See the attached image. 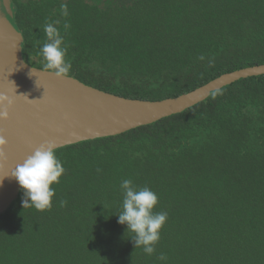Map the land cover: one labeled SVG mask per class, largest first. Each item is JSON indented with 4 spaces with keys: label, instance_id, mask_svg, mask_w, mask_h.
Segmentation results:
<instances>
[{
    "label": "trees",
    "instance_id": "1",
    "mask_svg": "<svg viewBox=\"0 0 264 264\" xmlns=\"http://www.w3.org/2000/svg\"><path fill=\"white\" fill-rule=\"evenodd\" d=\"M12 3L28 65L43 67L42 27L59 19L68 77L128 99L176 98L264 65V0H138L105 11L71 0L67 17L58 0ZM56 155L66 171L52 208L24 209L21 190L0 214V264H264V75ZM124 179L149 187L154 211L168 213L152 255L119 223Z\"/></svg>",
    "mask_w": 264,
    "mask_h": 264
},
{
    "label": "water",
    "instance_id": "2",
    "mask_svg": "<svg viewBox=\"0 0 264 264\" xmlns=\"http://www.w3.org/2000/svg\"><path fill=\"white\" fill-rule=\"evenodd\" d=\"M22 51L23 39L13 23L10 5L0 0V93L15 99L10 119H0V134L8 140V159L0 167V176H4L0 182V214L22 190L9 174L41 143L53 141L57 150L118 136L181 114L240 80L264 75V65L245 68L190 93L153 102L113 95L72 77L59 78L28 65Z\"/></svg>",
    "mask_w": 264,
    "mask_h": 264
},
{
    "label": "clouds",
    "instance_id": "3",
    "mask_svg": "<svg viewBox=\"0 0 264 264\" xmlns=\"http://www.w3.org/2000/svg\"><path fill=\"white\" fill-rule=\"evenodd\" d=\"M59 11L61 16L67 17L69 15L67 3L61 4ZM60 23L61 21L57 19L43 25L45 40L37 55L42 58V71L64 78L69 76L72 64L66 59L67 46H64L60 30L55 26ZM63 26L68 29L71 25L69 22H64ZM14 104L13 96L0 93V109H2L0 119H10V108ZM7 146L8 140L0 134V167H3L8 159L5 151ZM56 147L53 141L41 143L9 174L19 182L24 191L22 200L24 209L34 207L38 211H45L52 208L55 196L53 185L59 183L66 171L56 155ZM3 177L0 176V182ZM120 187L123 192V203L122 211L118 213L119 223L127 225V233H133L131 239L136 249L142 248L144 253L152 255L156 252V245L161 239V230L168 219V213L154 211L158 204V195L149 187L137 188L131 179H124ZM67 203V200H61L60 206L66 207ZM158 258L167 259L163 253Z\"/></svg>",
    "mask_w": 264,
    "mask_h": 264
},
{
    "label": "flooded vegetation",
    "instance_id": "4",
    "mask_svg": "<svg viewBox=\"0 0 264 264\" xmlns=\"http://www.w3.org/2000/svg\"><path fill=\"white\" fill-rule=\"evenodd\" d=\"M23 1H27V0H23ZM62 3H67L71 0H58ZM84 3L90 5V6H93V7H97L99 10L101 11H105V10H108L110 8H116V7H122V6H133V4H135V2H137L138 0H134L133 2H129L127 3L126 1H123V2H120L118 3L117 0H82ZM8 4L10 5V8H11V11H12V19H13V23L14 25L16 26V22H15V12L13 10V3H12V0H7ZM109 3V5H106V7L102 6L103 3ZM17 28V26H16Z\"/></svg>",
    "mask_w": 264,
    "mask_h": 264
},
{
    "label": "rangeland",
    "instance_id": "5",
    "mask_svg": "<svg viewBox=\"0 0 264 264\" xmlns=\"http://www.w3.org/2000/svg\"><path fill=\"white\" fill-rule=\"evenodd\" d=\"M106 1H108V0H106ZM117 1H118V3L123 2V1H126L127 3H129V2H133L134 0H117ZM109 3H110V2H108V3H107V2H106V3H103L102 6H103V7H104V6L106 7V5H109Z\"/></svg>",
    "mask_w": 264,
    "mask_h": 264
}]
</instances>
